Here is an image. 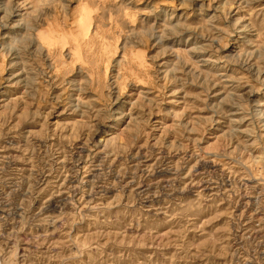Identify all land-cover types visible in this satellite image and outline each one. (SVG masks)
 <instances>
[{"label":"rangeland","instance_id":"rangeland-1","mask_svg":"<svg viewBox=\"0 0 264 264\" xmlns=\"http://www.w3.org/2000/svg\"><path fill=\"white\" fill-rule=\"evenodd\" d=\"M0 264H264V0H0Z\"/></svg>","mask_w":264,"mask_h":264},{"label":"bare ground","instance_id":"bare-ground-1","mask_svg":"<svg viewBox=\"0 0 264 264\" xmlns=\"http://www.w3.org/2000/svg\"><path fill=\"white\" fill-rule=\"evenodd\" d=\"M82 22V21H81ZM85 25V24H84Z\"/></svg>","mask_w":264,"mask_h":264}]
</instances>
